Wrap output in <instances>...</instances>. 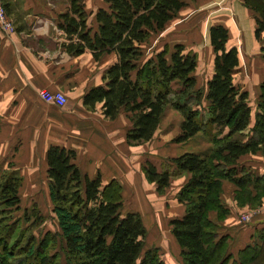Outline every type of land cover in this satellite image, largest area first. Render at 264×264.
Returning <instances> with one entry per match:
<instances>
[{
	"label": "trees",
	"instance_id": "trees-1",
	"mask_svg": "<svg viewBox=\"0 0 264 264\" xmlns=\"http://www.w3.org/2000/svg\"><path fill=\"white\" fill-rule=\"evenodd\" d=\"M195 1V0H191ZM95 13L96 28L87 23L81 0L59 14L57 27L66 35L63 44L71 55L90 51L95 60L114 53L116 60L103 74V85L91 87L83 104L115 119L123 110L132 126L129 144L150 140L167 108L182 115L183 142L202 131L211 147L202 153L184 152L158 170L151 162L143 171L159 193L175 173L189 178L177 193L184 214L170 221L182 264H264V227L235 254L228 250L229 234L220 233V222L230 213L222 201V185L234 184L239 206L259 207L264 202V172L245 165V155L264 154V81L260 84L256 112L248 92L234 82L239 64L236 47L228 45L225 26L213 24L208 34L214 50V68L207 82L208 104L201 111L203 92L193 72L196 55L175 44L146 53L145 43L166 29L187 0H105ZM255 15V35L264 32V0H243ZM264 56V44L261 47ZM49 195L61 232L46 231L38 240L27 228L16 232L11 220L19 208L21 178L16 171L0 177V264H165L157 247L145 248L146 227L138 212H123L121 186L116 180L102 184L99 175H82L75 152L50 145L46 153ZM171 164L175 170H171ZM216 213V220L210 213ZM8 218V219H7Z\"/></svg>",
	"mask_w": 264,
	"mask_h": 264
},
{
	"label": "crops",
	"instance_id": "crops-1",
	"mask_svg": "<svg viewBox=\"0 0 264 264\" xmlns=\"http://www.w3.org/2000/svg\"><path fill=\"white\" fill-rule=\"evenodd\" d=\"M71 2L3 0L14 31L0 29V177L3 172H17L21 178L20 198H35L41 192L49 195L47 149L50 145L70 148L75 152L74 161L82 175L89 178L99 175L102 184L113 179L118 181L123 212H138L148 229L175 240L170 233V221L184 214V205L178 201L177 193L188 180L189 173L173 174L169 185L159 193L156 184L147 180L144 164L151 162L161 170L173 157L184 152H206L211 147L210 140L200 131L186 141L176 142L182 115L168 108L150 140L129 144L126 135L132 121L126 111L109 119L102 113L100 104L95 110L88 109L83 104L84 94L91 87L104 84L103 74L116 60V55L104 54L95 60L88 50L76 56L65 50L66 35L57 27L56 19L59 14L70 11ZM81 3L87 23L95 29V13L106 5L105 0H81ZM255 15L243 5V0H187V5L164 30H170L172 41L166 39L159 46L145 43L146 53L165 47L172 51L178 43L194 53L197 65L193 75L204 94L205 107L209 103L205 98L207 82L214 68V50L208 30L213 24L225 26L228 45L238 51L234 82L248 92L253 122L260 84L264 81L261 51L264 32L256 37ZM41 90L62 92L65 104L43 101L39 96ZM169 115L173 116L172 120ZM242 161L257 172H264L263 153L245 155ZM170 168L175 170V165L171 164ZM234 190V184L223 181L221 199L230 213L220 222V230L234 236L230 241L233 254L262 228L259 223L250 224L249 228L235 226L237 214L247 208L264 212V202L255 209L239 206ZM210 217L216 220V213L211 212Z\"/></svg>",
	"mask_w": 264,
	"mask_h": 264
},
{
	"label": "rangeland",
	"instance_id": "rangeland-1",
	"mask_svg": "<svg viewBox=\"0 0 264 264\" xmlns=\"http://www.w3.org/2000/svg\"><path fill=\"white\" fill-rule=\"evenodd\" d=\"M166 39H169V41H172V33L170 32V30H167L165 32L163 31L158 34L152 35L149 44L152 45L153 43H155V45L157 44L159 46V45H162L163 41H165ZM169 49L170 48H168V50ZM203 105H204L203 101L201 100V105H200L201 111L204 109ZM167 110L169 111L168 108ZM167 115L168 114H166V116ZM168 118L172 120L173 116L169 115ZM166 121H167V118H166ZM255 208H258V207H255ZM251 210L252 209L250 208L241 210L243 212L237 214V222L235 223V226L245 225V227L249 228L250 224L259 223L260 224L259 226L263 227L264 212H262L261 210H257V209L256 211H251ZM10 215H11L10 221L18 220V227L16 229V232L19 231V229L21 228H27L25 237H27V235L31 233L35 239L39 240L46 231H52V232H58V233L61 232L60 227L57 222V217L55 216L53 212V205L50 199V195H46L43 192H41L40 195L35 198L34 197H28V198L21 197L19 208L13 210V212ZM243 215L250 216L247 222H245V220H242L241 216ZM146 231H147V236L145 239V245H144L145 248L157 247L159 249L160 257L165 262V264H182L181 258H179L178 256L180 255L179 254L180 250L178 249L177 243L174 242L175 240L170 239V237L167 234L158 235L157 232L152 231L148 229L147 227H146ZM163 232H166V230H163ZM219 232L223 234L225 233V230H220ZM255 235H256V232H255ZM171 236L173 237L172 233H171ZM233 237L234 236L229 237L228 250L230 252H231V249H233L231 246V244L233 243L230 242L234 239ZM62 263H63V260L60 259V264Z\"/></svg>",
	"mask_w": 264,
	"mask_h": 264
},
{
	"label": "built area",
	"instance_id": "built-area-1",
	"mask_svg": "<svg viewBox=\"0 0 264 264\" xmlns=\"http://www.w3.org/2000/svg\"><path fill=\"white\" fill-rule=\"evenodd\" d=\"M0 29L5 32L14 31L13 23L5 10L3 0H0ZM39 96L43 101L47 103H55L60 106L64 105L66 102V97L60 91L50 92L48 90H41L39 91ZM241 218L242 220H245V222H247L250 216L243 215L241 216Z\"/></svg>",
	"mask_w": 264,
	"mask_h": 264
}]
</instances>
